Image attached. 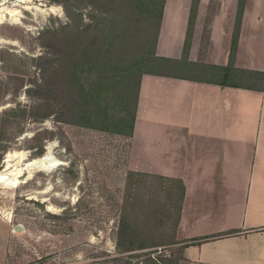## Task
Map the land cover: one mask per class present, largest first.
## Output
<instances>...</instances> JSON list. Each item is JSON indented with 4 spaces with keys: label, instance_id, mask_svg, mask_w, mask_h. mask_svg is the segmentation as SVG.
Instances as JSON below:
<instances>
[{
    "label": "rangeland",
    "instance_id": "obj_1",
    "mask_svg": "<svg viewBox=\"0 0 264 264\" xmlns=\"http://www.w3.org/2000/svg\"><path fill=\"white\" fill-rule=\"evenodd\" d=\"M4 1L7 264H175L180 189L128 172L123 141L141 75L160 71L163 0ZM48 153L55 168L28 167Z\"/></svg>",
    "mask_w": 264,
    "mask_h": 264
},
{
    "label": "crops",
    "instance_id": "obj_2",
    "mask_svg": "<svg viewBox=\"0 0 264 264\" xmlns=\"http://www.w3.org/2000/svg\"><path fill=\"white\" fill-rule=\"evenodd\" d=\"M162 6L160 71L140 77L126 170L179 187L175 264H264V0Z\"/></svg>",
    "mask_w": 264,
    "mask_h": 264
},
{
    "label": "bare ground",
    "instance_id": "obj_3",
    "mask_svg": "<svg viewBox=\"0 0 264 264\" xmlns=\"http://www.w3.org/2000/svg\"><path fill=\"white\" fill-rule=\"evenodd\" d=\"M20 3L22 4H26V3H31L33 0H19ZM6 2V1H5ZM49 153L44 155L43 157H41L40 159H37L33 162H31L28 167L30 168H38L41 170H50L52 168H55L57 166L56 163H54V161L52 159L49 158ZM59 165V164H58ZM5 174L0 173V180H5Z\"/></svg>",
    "mask_w": 264,
    "mask_h": 264
},
{
    "label": "trees",
    "instance_id": "obj_4",
    "mask_svg": "<svg viewBox=\"0 0 264 264\" xmlns=\"http://www.w3.org/2000/svg\"><path fill=\"white\" fill-rule=\"evenodd\" d=\"M163 3V2H162ZM163 7V6H162ZM162 12V11H161ZM131 129H132V127H131Z\"/></svg>",
    "mask_w": 264,
    "mask_h": 264
},
{
    "label": "built area",
    "instance_id": "obj_5",
    "mask_svg": "<svg viewBox=\"0 0 264 264\" xmlns=\"http://www.w3.org/2000/svg\"><path fill=\"white\" fill-rule=\"evenodd\" d=\"M5 2V1H4Z\"/></svg>",
    "mask_w": 264,
    "mask_h": 264
}]
</instances>
